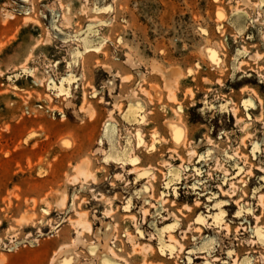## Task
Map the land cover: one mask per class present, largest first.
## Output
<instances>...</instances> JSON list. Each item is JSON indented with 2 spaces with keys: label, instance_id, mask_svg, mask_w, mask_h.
<instances>
[{
  "label": "rangeland",
  "instance_id": "374dc122",
  "mask_svg": "<svg viewBox=\"0 0 264 264\" xmlns=\"http://www.w3.org/2000/svg\"><path fill=\"white\" fill-rule=\"evenodd\" d=\"M263 13L264 0H0V264H51L66 243L96 264L93 234L73 244L77 212L94 232L115 225L119 264L143 260L125 233L150 264H264ZM152 65L180 76L174 100ZM81 161L94 184L71 182ZM172 216L180 253L165 247Z\"/></svg>",
  "mask_w": 264,
  "mask_h": 264
},
{
  "label": "bare ground",
  "instance_id": "6f19581e",
  "mask_svg": "<svg viewBox=\"0 0 264 264\" xmlns=\"http://www.w3.org/2000/svg\"><path fill=\"white\" fill-rule=\"evenodd\" d=\"M246 1V0H245ZM248 2V1H247ZM246 2V3H247ZM250 4V3H249ZM252 4V3H251ZM258 5V4H257ZM254 7H256V6H254ZM260 7V6H259ZM95 8V7H94ZM97 9V8H96ZM258 9V8H257ZM259 10V9H258ZM263 11V10H262ZM234 12V11H233ZM221 13H223V12H221ZM264 14V13H263ZM258 16H260V14H258ZM223 17V16H222ZM260 17H262V14H261V16ZM259 17V18H260ZM27 21L29 20V19H26ZM263 38V37H262ZM264 39V38H263ZM211 47V46H210ZM209 47V48H210ZM211 49V48H210ZM210 49H206L205 51H204V54H206L208 57H209V59H212V60H210L211 62H215L216 61V59H214V57H213V55H212V53L210 52V51H208V50H210ZM216 50V49H215ZM213 51H214V48H213ZM245 51V50H244ZM217 52V51H216ZM215 52V53H216ZM247 52V51H246ZM248 53V52H247ZM205 55V56H206ZM215 55V54H214ZM206 56V57H207ZM216 56H218V55H216ZM251 57V56H250ZM252 58H254V59H256V60H258L259 58H260V56L259 55H255V56H252ZM28 59V58H27ZM208 59V58H207ZM213 59H214V61H213ZM222 60V59H221ZM218 62H219V60H218ZM242 63V62H241ZM217 64V63H216ZM154 65V64H153ZM152 65V66H153ZM176 68V67H175ZM177 69V68H176ZM238 69V68H237ZM108 70V69H107ZM151 71H153L154 73H156V74H158V76H160V78L162 79V81H163V88H164V91H166L167 92V96H168V98L170 99V100H174L175 99V91H176V88H177V80H178V77H180V76H178V73L176 72V71H174V70H164V69H162L161 67H159V66H153L152 67V70ZM178 72H179V70H178ZM260 76V75H259ZM182 77V76H181ZM123 79V78H122ZM121 79V81H124V80H127L128 79V77H125L124 78V80H122ZM128 81V80H127ZM68 90V89H67ZM153 96H151L148 92H146L145 94L149 97V100L150 99H152V97H154V98H156V99H158L159 98V96H160V92L157 90V89H154L153 90ZM252 92V91H251ZM253 93V92H252ZM55 95V94H54ZM254 95V94H253ZM84 96V95H83ZM146 96V97H147ZM135 98V97H134ZM117 100V99H116ZM159 100V99H158ZM132 102V101H131ZM118 105V104H117ZM251 105V104H250ZM138 106V105H137ZM82 108H80V110H81ZM235 110V109H234ZM233 110V112H232V114L234 115V113H235V111ZM232 111V110H231ZM88 113H89V111H87ZM86 112V113H87ZM174 112V111H173ZM178 112V111H177ZM89 114H91L90 116L91 117H93V113H89ZM175 115H176V113H175ZM232 115V116H233ZM89 116V117H90ZM234 117V116H233ZM235 118V117H234ZM110 120H111V118H109ZM179 120H180V118H179ZM178 120V121H179ZM173 121V120H172ZM171 121V122H172ZM240 121H241V119H240ZM240 121H239V119H236L235 120V122L236 123H240ZM170 122V123H171ZM173 123H175V124H172L170 127H171V131H172V135H173V137H175V141H177L180 145L181 144H184V132H183V128H181L180 126V122L178 123L177 121H174ZM241 124V123H240ZM246 127V126H245ZM176 142V143H177ZM138 143V142H137ZM210 143V142H209ZM65 144H67V143H65ZM144 144V143H143ZM64 145V144H63ZM192 148V147H191ZM98 150V149H97ZM191 150V149H190ZM122 151V150H121ZM189 152V151H188ZM129 153H131V152H129ZM194 154V151L193 150H191L190 152H189V155H193ZM129 156V155H128ZM233 156H236L237 157V153L234 151L233 152V155H232V157ZM246 158V156H243V158ZM128 158V157H127ZM133 158V157H132ZM132 158H130V163L131 164H134V163H136L137 161H138V159H137V161H136V159H132ZM172 158H173V156H172ZM193 158V157H192ZM234 158V157H233ZM181 159V158H180ZM189 159H191V157H189ZM242 160V159H241ZM85 161V160H84ZM244 161H245V159H244ZM216 162V161H215ZM242 161H240V163H241ZM217 163V162H216ZM88 164H89V162H83V161H81L78 165H76L74 168H73V172H75L74 173V176H71L72 178H70L71 179V182L73 183V184H77V183H79V182H82V185L83 184H85V183H87L88 181H90L91 183H93L94 184V182H95V176H94V174L89 170V168H88ZM123 165V164H122ZM245 165V162L243 163V166ZM163 166H165V167H168L167 168V171H168V175L169 174H171V171H170V168L172 167V165L170 164V163H167V162H163ZM238 166V165H237ZM121 167V166H120ZM123 167V166H122ZM177 168V170H178V173L180 174V171H184L183 170V166L182 165H179L178 167H176ZM249 168H250V166H249ZM257 168H259V166L257 167ZM137 169V168H136ZM136 169L134 168V169H132L131 170V172H136ZM154 169V168H153ZM139 170V169H138ZM137 170V171H138ZM262 170V169H261ZM130 171V170H129ZM142 171V170H141ZM173 171H175V169L173 170ZM247 171H249V170H247ZM225 172V171H224ZM248 173V175H250V171L249 172H247ZM138 175H137V178H140V176H143V177H145V176H147L148 177V180H154L153 178H154V173H153V171L151 170V167H149V168H147V169H145V170H143L141 173H140V171H138V173H137ZM246 174V173H245ZM226 175V174H225ZM230 175V174H229ZM172 176V175H171ZM167 177V173H165L164 174V178L165 179H167L166 178ZM238 181V180H237ZM170 183V182H169ZM151 188V185L148 183V181H147V187H144L143 189H142V192H143V194L144 193H146L147 192V190L148 189H150ZM219 189L221 190V193H223V194H227L229 197H232L234 194H235V190H236V187L233 185V183H229V190H222L221 189V187H219ZM62 194H64V192L62 193ZM61 194V195H62ZM150 195V194H149ZM226 195V196H227ZM222 196V195H221ZM227 196V197H228ZM228 197V198H229ZM131 198V197H130ZM151 198H152V196H151ZM65 194L61 197V199L58 201V203H57V205H58V207H63V205H64V203H65ZM164 200V199H163ZM257 200H258V205L262 208V209H264V199H263V196L262 195H259L258 196V198H257ZM108 201V200H107ZM161 201V200H160ZM109 202V201H108ZM161 202H163V201H161ZM166 202V201H165ZM236 202V201H235ZM198 204H199V202H198ZM153 205V204H152ZM162 205V204H161ZM234 205H236V204H234ZM240 205V204H239ZM247 206V203H245V205H243L242 207H246ZM242 207H240L239 206V208H238V211H237V213H236V216H239L240 215V210L242 209ZM184 208H186V211H189L188 209H190V208H188L187 206H185L184 205V207H183V209ZM109 209H110V207H109ZM105 210L106 212L104 213V217L106 218V219H108V217H109V215H110V213H111V210ZM146 210V209H145ZM247 210V209H246ZM251 209H249L248 208V210L247 211H250ZM150 214V213H149ZM171 214V213H170ZM147 215V214H146ZM76 216V215H75ZM171 216V215H170ZM219 216V215H218ZM23 218V217H22ZM21 218V219H22ZM30 218V217H29ZM172 218H173V220H172V222H173V224L170 226L169 225V227L166 225L165 227H166V229H165V232H166V240H165V243H167V245H165V247H166V250L168 249L169 251H170V253L172 252V251H176V252H181L182 250H183V246L181 245V243L174 237V235L172 234V229H173V227L174 226H178L179 225V219L177 218V217H175V216H172ZM27 219V218H26ZM127 219L128 220H130L131 222H133L134 223V225H135V228H136V233L138 232V236H141V232L139 231V228H138V223L136 222V219H135V217L133 216V215H130V216H127ZM28 220V219H27ZM200 220H202L203 222L202 223H200V222H198V221H200ZM255 220L257 221L258 220V218L256 217L255 218ZM22 221H24V222H26L25 221V219H22ZM194 222V221H193ZM196 222L197 223H199V224H204V225H206L207 223H206V221H205V219L204 218H198V219H196ZM22 223V222H21ZM195 223V222H194ZM221 223V222H220ZM72 225L74 226V228H75V238H74V240H73V244H75V243H79V242H81V236L84 234V233H87V234H93V236L96 238V240H97V244H95L94 246L91 244H87V245H84L85 246V248L88 250V254L90 253L93 257H94V259L96 260V264H119L118 263V261L120 262H123L122 261V258H119L118 256H117V254L115 253V251H114V249L110 246L111 244H113V243H111L110 241L113 239L114 240V238H115V236L112 234L113 233V231H114V229H115V225L114 226H112V225H110V224H106V225H104L103 226V230L102 231H93V228H92V226H91V224H90V222L87 220V215H86V213L84 212H77V219L75 220L74 219V221L72 222ZM219 225V224H218ZM197 230H199V227H195ZM225 229V232H228V225L227 224H224L223 225V230ZM188 230H191V227H188L187 228V231ZM193 230V229H192ZM187 231H185V232H187ZM254 231H255V229H254ZM197 232V231H196ZM159 233V232H158ZM184 233V232H183ZM126 234V238H127V241L131 244V246H132V253H136V254H140L141 256H142V258H143V260H142V263L141 264H150V263H148V262H146L144 259H145V256L147 255V254H149V253H151L152 251H153V247L151 246V245H139V244H137L135 241H136V236H133V235H131V234H129V233H125ZM261 238H264V233L263 234H261V233H257ZM156 236V235H155ZM155 236L154 235H151L150 237H151V239H155ZM227 236V235H226ZM184 237V236H183ZM259 237V238H260ZM185 238V237H184ZM256 238H257V236H256ZM264 240V239H263ZM215 242V241H214ZM90 243V242H89ZM139 243V242H138ZM202 243H204V242H202ZM208 243V242H207ZM250 244H255V241H250L249 242ZM67 245H64V246H61L59 249H58V251H56L55 252V256L52 258V261H51V264H74V263H76V257L74 256V254H73V252H72V250L69 248V246H68V243H66ZM141 244V243H140ZM143 244V243H142ZM263 244H264V242H263ZM69 245H71L70 243H69ZM203 246V245H202ZM207 246H208V244H207ZM205 247H206V245H205ZM210 247V246H209ZM262 248L264 249V245H262ZM85 249V250H86ZM162 249V248H161ZM262 249V250H263ZM168 251V252H169ZM162 252V251H161ZM75 253H77V252H75ZM131 253V254H132ZM80 256V255H79ZM91 256V257H92ZM140 256V257H141ZM260 257H261V255H260ZM3 258V257H2ZM199 258V257H198ZM201 258V257H200ZM4 259V258H3ZM262 261L264 260V257H261L260 258ZM244 260V259H243ZM215 261V260H214ZM242 261V260H241ZM125 262V261H124ZM126 263V262H125ZM87 264H91V262L90 263H87ZM232 264H252L250 261H248V260H244V261H242L241 263H239V260H238V258H237V256H235L234 257V259H232Z\"/></svg>",
  "mask_w": 264,
  "mask_h": 264
},
{
  "label": "snow or ice",
  "instance_id": "6c2138e0",
  "mask_svg": "<svg viewBox=\"0 0 264 264\" xmlns=\"http://www.w3.org/2000/svg\"><path fill=\"white\" fill-rule=\"evenodd\" d=\"M198 222L202 223L203 221H202V220H200V221H198ZM262 239H264V238H262Z\"/></svg>",
  "mask_w": 264,
  "mask_h": 264
}]
</instances>
